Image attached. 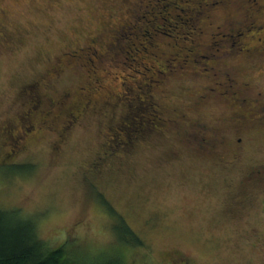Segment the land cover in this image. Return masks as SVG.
<instances>
[{
    "label": "rangeland",
    "instance_id": "1",
    "mask_svg": "<svg viewBox=\"0 0 264 264\" xmlns=\"http://www.w3.org/2000/svg\"><path fill=\"white\" fill-rule=\"evenodd\" d=\"M189 4L0 0V206L35 216L49 247L67 240L70 256L91 264L113 258L121 264H264V187H248L245 180L251 164L264 163V122L249 126L238 164L226 168L211 166L170 128L131 147L122 142L126 125L136 128L144 117L147 123L152 109L145 110L149 100L143 107L141 99L150 95L176 117L185 112L192 122L226 125L231 101L219 96L195 102L207 85L218 86L210 72L219 75L224 61L251 81L253 94L262 90L264 101V57L231 56L258 30L234 37L236 42L213 38L226 7L208 4L189 18ZM178 15L189 19L177 21ZM93 37L100 42L89 48ZM68 51L75 53L72 66L51 76L48 89L71 92V104L91 90L97 110L73 118L61 138L62 113L55 129L29 131L16 153L5 157L17 114L28 107L19 90L45 75L58 55L68 58ZM118 96L122 105L112 107ZM241 178L246 186L238 185ZM116 213L139 234L141 245L122 238Z\"/></svg>",
    "mask_w": 264,
    "mask_h": 264
},
{
    "label": "flooded vegetation",
    "instance_id": "2",
    "mask_svg": "<svg viewBox=\"0 0 264 264\" xmlns=\"http://www.w3.org/2000/svg\"><path fill=\"white\" fill-rule=\"evenodd\" d=\"M188 1L192 2L188 9V12L191 13L198 12L201 7L208 4H212V8H214V4H219L220 8H222V5L226 7L222 13L223 21L215 26L216 31L213 33V38L220 37L221 39L228 40V38H231L235 40L236 38L234 39V37H237L240 40L249 30H258L256 35H251L252 38H247L248 41L240 42L238 48H232L231 50L235 52L231 53V56L237 55L240 58L246 59L258 53L260 57H264V21L260 19V15L264 14V0H211V3H207L206 0L203 3V0ZM232 5L237 8L238 13L241 14V18H237L234 11H231L230 6ZM146 6H149V4ZM203 16L210 18L212 15ZM259 28H261L262 33L259 32ZM250 39L252 41H249ZM99 42L100 37L91 38L92 45L89 48H93L92 46ZM65 55H69V57L58 55L57 60H54V64L47 68L45 75L25 82V85L19 90L20 102L23 101V105H28V107L22 113L17 114L19 119L18 128L16 133L7 138L9 139L8 143L10 146H7L5 157L11 158L16 153L20 146L19 142L23 140L21 139L22 135L29 133V131H33L37 127L55 129L54 125L59 123L62 113L65 120L63 119L62 122L64 123L59 124L60 128L57 133L60 137L64 131H68L71 128L72 125L69 122L73 121V118L77 120L78 117L82 116L83 112L93 109L97 110L99 103L90 94L91 90H87L89 93H83L81 100L77 104H71V92L64 90L59 94H55L48 89L50 83L47 80L51 79V76L57 78L56 76L62 72V68L66 64H72L71 57L73 58L75 53L68 51L65 52ZM230 64V61L221 62L220 65H225V68L218 67L219 75L210 72V76L213 79H218L215 80V84L219 87L207 85L206 89L198 94L195 101L197 104H201V102L204 103L219 96L231 101L232 110L226 125L219 126L217 123L211 125L207 120L204 121L203 119L192 122L185 112L178 114L176 117L174 116V112L169 113L164 110L160 102L157 103V101L153 100V95H150L147 100L141 99L142 106L145 101L149 100L148 106H143L145 110L150 111L152 109L149 112L147 123L143 122L145 121L144 117L140 121L142 126L138 129V135L134 138L135 140H133V137L126 135V138L122 141L124 142L123 144L131 147L137 139H145L152 133L155 135L161 134L165 129L170 128L171 132H175L180 136L184 135L185 140L182 143H186L191 149L200 153L202 159L210 161L209 164L211 166L219 165L226 168L230 164H238L236 162L240 160L244 151L243 148L249 143V140H247V138H250V133L248 132L249 126L264 122V101L262 100L263 91L259 90L256 94H253L251 81L243 79L236 72L235 67H233V71L232 67L229 66ZM193 74L197 75V71H193ZM211 74L214 75L212 76ZM216 88H219V90L216 91ZM155 104L159 105L160 108L157 109L154 106ZM121 148L127 149L125 146ZM247 172L245 180L246 183L248 181V187L251 185L258 188L259 186L264 187L263 162L251 164ZM253 181L256 185L252 183ZM246 183L241 178L238 185L246 186ZM253 195L255 196L254 193ZM234 196L238 198L237 196L239 195ZM261 206L264 213V199L261 202ZM183 263L188 264L187 260Z\"/></svg>",
    "mask_w": 264,
    "mask_h": 264
},
{
    "label": "trees",
    "instance_id": "3",
    "mask_svg": "<svg viewBox=\"0 0 264 264\" xmlns=\"http://www.w3.org/2000/svg\"><path fill=\"white\" fill-rule=\"evenodd\" d=\"M186 1L190 3L189 5L192 4V2H189L188 0ZM200 11L196 13L192 12L193 14L189 15V18L194 17L195 14H199ZM189 13L191 12L184 11V15ZM189 18H184L183 15H178L176 19L178 21L179 19L188 20ZM122 100L123 99L121 96L115 98L112 107H115L116 105H122ZM107 101L111 102V100ZM123 105L126 106V103ZM138 121V125L135 126L136 128H132L133 125L130 124L129 126L126 125L123 128L129 130L127 131L129 134H131L133 140L138 135L137 131L140 128L139 126H142L140 120ZM129 127L131 128L129 129ZM126 135L124 139L126 138ZM109 208L112 212H114L111 206H109ZM20 211L11 208L7 209L0 206V264H91V262L87 263L79 256H77V258L80 261L77 258L73 259V257L70 256L68 252V249L70 248L67 246V240L65 243L55 246L54 248L49 247L47 242L38 235V229L36 227L37 221L36 219L34 220L32 218L36 217L30 215H21ZM116 215L118 216L117 221H120L121 219L123 223L122 229L120 231L122 238L128 243L141 245L142 239L139 234H137L135 230L128 223H126L124 219H122L121 216H119L117 213ZM74 246L75 244L71 247V252L73 254H75ZM97 263L121 264L116 258H113L110 261L100 260L99 262H94L92 264Z\"/></svg>",
    "mask_w": 264,
    "mask_h": 264
}]
</instances>
